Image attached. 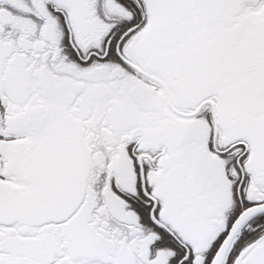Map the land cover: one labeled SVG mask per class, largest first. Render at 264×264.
Here are the masks:
<instances>
[{"label": "snow or ice", "instance_id": "1", "mask_svg": "<svg viewBox=\"0 0 264 264\" xmlns=\"http://www.w3.org/2000/svg\"><path fill=\"white\" fill-rule=\"evenodd\" d=\"M0 264H264V0H0Z\"/></svg>", "mask_w": 264, "mask_h": 264}]
</instances>
